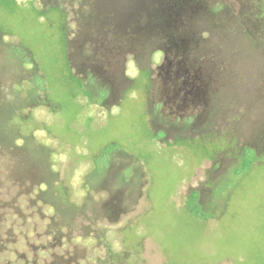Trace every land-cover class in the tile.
<instances>
[{"label":"rangeland","instance_id":"obj_1","mask_svg":"<svg viewBox=\"0 0 264 264\" xmlns=\"http://www.w3.org/2000/svg\"><path fill=\"white\" fill-rule=\"evenodd\" d=\"M90 1H0V264H264V0Z\"/></svg>","mask_w":264,"mask_h":264},{"label":"flooded vegetation","instance_id":"obj_2","mask_svg":"<svg viewBox=\"0 0 264 264\" xmlns=\"http://www.w3.org/2000/svg\"><path fill=\"white\" fill-rule=\"evenodd\" d=\"M0 1H3V2H9V1H17V0H0ZM37 1H39L40 3H41V5H50L51 7H54V8H56L57 9V11H60V13H61V15H63V12H62V10H63V5H70V6H74V5H81V4H79V3H82L81 2V0H49V2L47 1V0H35V2H36V4H37ZM127 1L128 0H93V1H90V2H88V5H126V3H127ZM129 1H131V0H129ZM228 3H230V2H236L238 5H253V2H250V0H226ZM132 2H134V4L136 3V0H132ZM252 3V4H251ZM225 4V0L224 1H219L218 3H216L215 5H224ZM38 5V4H37ZM71 9H73V8H71ZM71 14H73V19H74V21L78 18V16H79V14H78V9H74L73 10V12L71 13ZM64 17V16H63ZM67 32H68V30L66 29V30H64V33H65V36H64V38L66 39V41H67V45H66V53H67V57H68V48H67V46H68V41H69V35H73V32L72 33H69V34H67ZM246 33V32H245ZM245 33H243V34H245ZM93 82H95L94 81V79L92 78L91 79ZM82 83V82H81ZM96 83V82H95ZM87 84H90L89 83V81H88V83ZM87 84H82L85 88L87 87L86 85ZM88 86H90V85H88ZM107 94H108V92H107ZM185 122H187L188 123V125L189 124H191L192 122H193V117H191V116H186L185 117V120H184ZM190 127H192V126H190ZM223 132V133H222ZM229 131H221V133H222V135H221V137L220 138H222V140H223V143H224V146L222 147V152H224V151H227L228 149H229V151H230V153L232 154V155H234V154H236V156H232L233 158H237L238 157V155H237V153H235V152H239V157H241L242 155V152H243V150L247 147V145H242V146H239L238 147V145H237V139L235 138V136H226V134L228 133ZM230 133V132H229ZM201 135H203V134H201ZM163 136H165V134H164V131H163ZM261 138H259V140H260ZM232 143L234 144V146H235V148H232ZM226 148V149H225ZM238 149V150H237ZM248 149H250V150H252L253 151V153H258V151L256 152V148L255 147H253V146H248ZM237 150V151H236ZM236 164H238V162H236L235 164H231L232 166H234V165H236ZM221 166H222V164H221ZM96 167V166H95ZM217 168H219V165H217ZM232 168V167H231ZM229 169V168H228ZM207 175V174H206ZM215 179H217V178H215ZM126 181L127 180H129L128 178L127 179H125ZM209 181H211V182H209ZM215 181L216 180H214V182H213V179H211V180H207V182L206 181H204L203 180V182L201 181V183H199L197 186H195V187H191V188H188L189 190H188V193H187V195H186V198H187V202H188V200H189V196L192 194V193H195L196 194V196H197V201H198V203H199V205H200V208H201V210H202V207H203V195L205 194L206 195V193H207V188L208 189H211L212 191H211V193H210V195L212 194V192L214 191V189L212 188L217 182H218V180L216 181V183H215ZM207 205H205L204 206V208L206 207ZM114 260V259H113ZM113 260H109L108 259V262L107 263H105V261L103 262L104 264H111L110 262H112ZM102 263V264H103Z\"/></svg>","mask_w":264,"mask_h":264},{"label":"trees","instance_id":"obj_3","mask_svg":"<svg viewBox=\"0 0 264 264\" xmlns=\"http://www.w3.org/2000/svg\"><path fill=\"white\" fill-rule=\"evenodd\" d=\"M29 61L28 60H26V61H23L21 64H26V63H28ZM34 66H33V68L32 69H34L35 68V63L33 64ZM37 69V68H36ZM31 81H29L30 83H32V85L34 86V88H38V89H40V90H44L43 89V86H42V83H40L39 82V80L37 79V78H35V79H30ZM27 136H29L28 138H31V137H33V135L31 134V132H29V134H27ZM6 137H4V136H1L0 137V142L1 141H3L4 139H5ZM2 144H4V143H2ZM245 151V149L243 150V152H242V158H243V156H244V152ZM55 176V175H54ZM60 182V181H59ZM60 185L61 184H63L62 182H60L59 183ZM53 186H55V187H58L59 189H60V187H59V185H55L54 184V182H53V185L51 186L52 188H53ZM57 188V189H58ZM56 189V192H58L59 194L57 195V197H59L60 199H58L57 197H55V199H56V201L59 203V206H60V203L63 201V202H67V200H66V197H68L66 194H63L62 193V189L60 190V191H58ZM60 200V201H59ZM188 203H189V205H190V209H191V211H193V210H195L196 212H200V210H201V208H200V205H199V203H198V201H197V196H196V194L195 193H192L190 196H189V200H188Z\"/></svg>","mask_w":264,"mask_h":264}]
</instances>
